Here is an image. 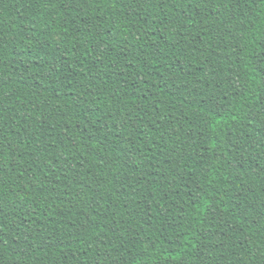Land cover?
Instances as JSON below:
<instances>
[{"label": "trees", "instance_id": "1", "mask_svg": "<svg viewBox=\"0 0 264 264\" xmlns=\"http://www.w3.org/2000/svg\"><path fill=\"white\" fill-rule=\"evenodd\" d=\"M0 264H264V0H0Z\"/></svg>", "mask_w": 264, "mask_h": 264}]
</instances>
